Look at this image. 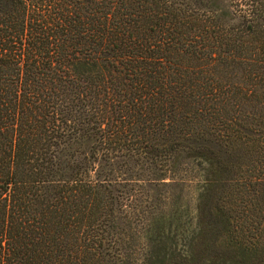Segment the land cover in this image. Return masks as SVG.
<instances>
[{
	"label": "trees",
	"instance_id": "1",
	"mask_svg": "<svg viewBox=\"0 0 264 264\" xmlns=\"http://www.w3.org/2000/svg\"><path fill=\"white\" fill-rule=\"evenodd\" d=\"M0 264H264V0H0Z\"/></svg>",
	"mask_w": 264,
	"mask_h": 264
},
{
	"label": "rangeland",
	"instance_id": "2",
	"mask_svg": "<svg viewBox=\"0 0 264 264\" xmlns=\"http://www.w3.org/2000/svg\"><path fill=\"white\" fill-rule=\"evenodd\" d=\"M189 169H191V171H186L185 175L186 178H189L191 180L189 181H185L184 183H177V185H175V187H173V185H170V183H168V186H162V190L165 191V196H166V201L165 203L167 204V202H170V200L175 196V194L178 192V190H180V195H181V199L182 201H185V203L188 205V209L187 212H185L183 214V218L186 220L190 217V215L192 214V207L194 205L195 202V196H196V191H197V184H196V175H197V168L194 165L188 164L187 165ZM195 173V174H193ZM192 175H195L192 176ZM164 182H170V179L165 178Z\"/></svg>",
	"mask_w": 264,
	"mask_h": 264
}]
</instances>
